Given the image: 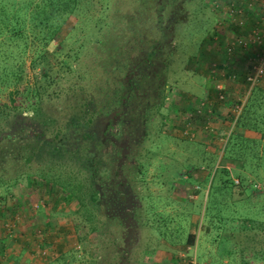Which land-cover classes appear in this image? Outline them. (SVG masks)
<instances>
[{
	"label": "rangeland",
	"instance_id": "374dc122",
	"mask_svg": "<svg viewBox=\"0 0 264 264\" xmlns=\"http://www.w3.org/2000/svg\"><path fill=\"white\" fill-rule=\"evenodd\" d=\"M218 3L80 0L51 13V0H0V264H264V169L242 172L231 196L207 180L233 105L222 100L211 130L195 121L192 138L161 127L210 99L209 65L232 30ZM225 94L244 103L249 88ZM54 175L98 188L97 203L79 211Z\"/></svg>",
	"mask_w": 264,
	"mask_h": 264
},
{
	"label": "trees",
	"instance_id": "16d2710c",
	"mask_svg": "<svg viewBox=\"0 0 264 264\" xmlns=\"http://www.w3.org/2000/svg\"><path fill=\"white\" fill-rule=\"evenodd\" d=\"M57 1H61L60 5L57 3ZM78 1L80 0H72V6H73L72 7L70 0H56V1L51 0V4H50L51 7H56V8H51L49 11L51 13H53L54 10H56L58 13H59V10L72 11L76 7ZM224 21L229 22V21H232V19L230 17H226ZM230 25H231V28L233 27L236 29L234 30L232 28L234 32L238 33L239 31V34H243L242 30L240 29L242 27L241 25H239L238 23L230 24ZM46 27L51 29L53 26L50 24V22H47ZM57 31H58V28L55 27L53 29V33L55 34ZM227 36H229V34ZM157 49H159V47ZM147 61H149V59H147ZM212 63L210 65H212ZM210 65H209L208 72L210 71ZM233 74H234V71L231 68L227 73V77H232ZM245 80H246L245 85L247 86V88H249L250 83L247 80V75L245 77ZM209 88H210L209 89L210 92H208V95L213 93L212 96L209 95L210 99H212V102H213V105H212L213 113L212 114L209 115L208 112H205L204 114H199L196 108L197 105L194 103L192 105L193 109H191V112H190L191 117L188 114H184L183 116H181V118H177V117L175 118L172 116L170 117L163 116L162 126H161L163 132L166 131L168 134H171V130L175 131L176 129L175 124H181V123L185 124L186 122H190V121L193 123L195 121L203 122L202 129L208 131L209 129H206L204 125H206V123L209 121L210 118L214 126V119H212V117H215L216 119H218V115L220 113L219 111L220 106L222 105L223 101L219 100V94L216 88L214 87V85L210 86ZM36 89H37L36 93L40 95V90H39L40 87ZM213 98H216L218 101L217 100H216L217 102L213 101L215 100ZM224 100L225 102H227V104L233 105L232 109L230 110L231 111L230 113L232 115L228 120L224 118V123L231 124V122L233 123L235 121L236 129H235V132H233L232 134V139L228 141L229 144L227 148H225L226 152L223 153L222 159L221 161H219L220 162L219 165L217 166V162H215V159H214L215 156H210L208 158L207 157L205 158V166L212 168L210 173H212L213 171L212 176L209 177V179H207L208 182H210L209 183L210 192L213 190L212 195H216L217 192L223 191V194L227 193L228 196H231L234 194L236 187H239V188L241 187V189H244V185L246 183L245 181L246 177L242 174V172L247 173L246 169H249V168L252 169L251 171L258 170L259 168L264 169V88L261 87V85L253 86L249 94L247 95V98L244 101V103L238 100H237L238 102H236V100H232L231 98H228V97H226V99ZM198 102L199 101L197 100L196 103L198 104ZM238 103L242 104V109L239 114H235L233 112V109L235 108L236 105H238ZM106 125L107 127L105 128V135L107 136L108 135L107 130L110 129V127L108 126L109 121H107ZM246 132L253 133V134H260L261 136L260 138L258 137L252 138L250 137L251 135H247V134H245L246 136L242 135L243 133H246ZM146 135L147 134H142V133L140 134L141 137H145ZM163 135L169 136L164 133ZM57 136H59V134H57ZM59 139H61V136L59 137ZM121 157H125V156L122 155ZM228 160L229 161L232 160L234 163L237 164L235 168L232 169L226 166V162ZM143 163L144 162H137V164L140 167L143 165ZM233 170H237V173L235 174L236 177L233 174ZM45 180H48V178L45 177ZM49 182L54 183L57 186H60L62 188L61 190H58L57 188L55 189H57V191L60 193H65L67 198H75L79 206V211H81L82 209H87L89 207L90 202H96V200L99 199V196H98L99 189L98 188H96L90 195V191L85 190L86 186L79 182L75 183L72 181L70 182L67 180H63L60 176H56V175H54L53 178ZM237 201L235 202V204L237 203ZM209 203H210V200H209ZM208 204L206 206V212L204 213V217H207V214L210 213L213 216L211 217L212 218L211 220L215 221L214 225H216L217 217L214 214L215 208H213V206L215 205H212L210 207ZM127 208H130V206ZM245 217H246L245 220L247 221L250 220L254 224L255 219L253 217L251 216H245ZM242 227L248 228L246 224H243ZM189 235H190V238H193V239L198 237V234H189ZM225 235L226 236L224 238H227L228 235L227 234ZM26 245L29 246V243ZM25 247L26 246L24 245L23 251L25 249L29 251V249ZM0 252H3V248H0Z\"/></svg>",
	"mask_w": 264,
	"mask_h": 264
},
{
	"label": "built area",
	"instance_id": "2783aa9c",
	"mask_svg": "<svg viewBox=\"0 0 264 264\" xmlns=\"http://www.w3.org/2000/svg\"><path fill=\"white\" fill-rule=\"evenodd\" d=\"M261 3V0H253V2L250 4L251 6L258 5ZM226 5L227 8L223 9L221 4H217V9L223 10L224 14L226 17H230L232 19L231 22L233 23H238L241 26H244L246 23L245 15H244V9L238 4L236 0H229L228 2L222 3V5ZM225 17V18H226ZM224 18V19H225ZM224 24V22H223ZM254 45V48H256L250 55L249 58V68L247 71V80L250 83L249 85V92L253 86L260 85L263 80H264V31L255 29L252 34H249L248 36H231L226 40V44L224 47V53L227 55L228 59L232 56H234L237 53H245L249 49L253 48L252 46ZM219 62L212 63L210 65V71L208 73L209 79L212 80L214 83V87L218 91L219 94V99L224 100L226 99V87L225 83L222 79H220V74L222 71L225 69L222 68H227V63H224L223 66H219ZM228 73V71H227ZM226 73V74H227ZM237 76L236 74H233L231 79H235ZM213 86V85H212ZM213 102L210 99H203L199 100L196 108L197 112L199 114H204L205 112H208V114L213 113L212 109ZM242 109V104L241 106L238 104L235 106L233 109V112L235 114H239ZM208 115V116H209ZM193 122H186L183 124L182 128L183 131L186 132L188 137H194L192 135H195L196 132L195 130H191V126L193 125ZM206 129L211 130L212 128V120L211 118L209 121L204 125ZM224 140V139H221ZM191 264H198L195 261H192Z\"/></svg>",
	"mask_w": 264,
	"mask_h": 264
},
{
	"label": "crops",
	"instance_id": "0c3cea01",
	"mask_svg": "<svg viewBox=\"0 0 264 264\" xmlns=\"http://www.w3.org/2000/svg\"><path fill=\"white\" fill-rule=\"evenodd\" d=\"M221 1L222 2H220V0H219V3L228 2L229 0H221ZM236 1L244 9V15H245V18L247 20L246 21L247 23H245L244 26H242L240 28L242 30L243 34H239V31H238V33H236V32L233 31V29L234 30H236V29L233 28V27H232L233 29L231 28L230 24H235V23H233L231 21H229V22L224 21V25H226V23H227L228 27L231 28L232 30H230L231 34H229V36H227L226 39L223 42V54H224V57L219 62V64L221 66H223L224 63H227V68H222V69H225V70L222 71V73L220 74L219 77H220V79H222L224 81L225 87H226V91L230 94L229 95L230 97L234 96L235 92H239L240 89L242 88V86L245 85V83H246L245 77L247 75V71H248V68H249V58L251 56L250 54L258 47L254 48V45H253L252 46L253 48L249 49L245 53H243V52L242 53H237L233 57L231 56L228 59L227 55H225V53H224V47H225V44H226V40L231 35L234 36L236 34H237V36H248L249 34H252L255 29H259V30L264 31V15L262 13L264 11V10H262V6L264 5V0H261V3H259L258 5H254V6L250 5L253 2V0H236ZM218 10H220V9H218ZM223 13H224V11H223ZM219 54H220V52H219ZM219 58H220V56H219ZM231 68L234 71V74H236V76H237L235 79H231L230 77H227L226 73ZM208 84H209V87H210L211 86L210 82H208ZM212 94L213 93H211L209 95L212 96ZM225 104L229 105V104H227V102ZM225 104H222V106L223 105L225 106ZM222 108L224 110V107H221V109ZM197 122L200 123V121H197ZM7 249H8V251L11 250V253L15 257V259H19V256H20L19 252L23 251L22 245L17 244V243L15 245H10L9 248H7ZM1 254H0V257L3 256V254L2 255ZM5 254H7V252ZM9 255H11V254L8 253V256ZM11 260H12V262H15L13 259H11ZM12 262H11V264H12ZM18 262H22V259H19ZM7 263L9 264L8 260H7Z\"/></svg>",
	"mask_w": 264,
	"mask_h": 264
}]
</instances>
